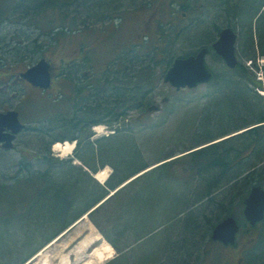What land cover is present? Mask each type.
I'll return each mask as SVG.
<instances>
[{
    "label": "rangeland",
    "instance_id": "rangeland-1",
    "mask_svg": "<svg viewBox=\"0 0 264 264\" xmlns=\"http://www.w3.org/2000/svg\"><path fill=\"white\" fill-rule=\"evenodd\" d=\"M148 1L150 2L149 7L144 5ZM175 1L179 2V0ZM186 1L189 4L187 10L181 9L177 4H173L177 9L172 8L168 0H121L115 3L117 6L110 9L108 14L94 20L89 15L81 16L83 12L81 10H73L69 18L76 17V24L73 27L76 29L74 35L50 39L47 34L43 33L41 36L39 35L37 41L35 39L37 33L39 34V29H34L33 26L28 27L29 19L27 17L20 18L19 11H15V16L10 14L8 18L0 22V62L13 63L12 71L18 72L25 69V64L30 62L32 64L40 57L45 56L57 68L62 59L66 63L75 57L78 54V46L82 45L84 46L83 52L88 53L85 56L94 61L90 60L92 65H81L82 70H86L90 66L97 67L95 62H101V66H103V63H107L110 58L115 57V52L140 42L144 32L140 34L139 32L144 31L149 20H154L155 16L158 20L168 22L164 26V30H175L177 33L170 46V56L175 57L186 52L196 51L202 44H211V41L216 38L218 31L215 30V26L217 24L223 27L229 25L230 20H227V13L217 6L216 1L215 3H208L207 0ZM109 12H113V15L110 16ZM183 12L185 15H182ZM236 22L237 24L231 22L230 25L238 34L236 41L238 60L246 66L249 76H253L256 81L261 78V81L264 82V54L261 52V50L264 51V39L262 35L258 38L257 27L253 26V41L257 44L254 51L253 41L245 27L247 20L239 18ZM252 24H256L254 19ZM151 27L153 28L150 32L154 33L157 29L156 24ZM205 27L209 28V35L197 39V32L203 31ZM53 33L63 35L57 28L53 29ZM14 36L16 38L19 36L20 42L17 47H15V40L12 39ZM40 43L41 45L38 47ZM251 54L255 57L253 63L250 59L253 58ZM206 61L215 73V79L210 84H201L195 88L176 89L163 81L165 70L161 72V70L155 69L157 77L147 101L150 106L159 107L158 111H146L147 105L141 113L137 110H130L128 116L119 119L117 123L122 128V133L119 135H111V129L102 123L90 128V142L108 134H110L109 137L116 135L110 138L113 141L111 145L115 149L113 150L115 154L111 152L106 154L103 160L104 163L109 164L98 162V171L108 167V174L113 171L112 176H114L116 171L135 168L139 163L140 165L137 167L139 170L157 161L159 163L149 170H145L123 187H121L122 184L119 185L118 187L121 188L111 198L100 206H97L100 202L92 206L91 208H97L92 213L90 211L87 216H81L75 220L43 245L24 264H171L169 261L173 257L185 260L184 264H236V260L237 264L247 263L248 245L262 228L259 224L250 232L246 231L247 222L243 217L242 209L243 199L248 192V184L242 189L226 186L227 191L221 189L218 194L214 195V201L217 199L229 204L228 201L232 200L231 205L228 206H231L233 215L241 225L236 245L223 246L218 242H212L210 238L214 224L220 219L218 220L216 216L212 222L214 224L211 223L208 226L204 222L203 216L198 215L197 211H193V206L195 208L203 206L204 201L201 203L200 201L206 199L207 194L203 192L202 187L206 177L201 174L202 171L199 169L193 173L191 167L192 161L196 160L199 161V165H202L206 158L208 162L214 159L221 160V157L215 156L210 149L214 143L218 144L241 137L246 133L244 130L252 125H258V123H254L255 119L247 121L237 128L229 129L227 132L208 133L207 135L212 136H205L204 133L212 130L215 120L219 119L218 104L223 96L217 93L214 86L216 78L228 73L234 80L240 81L242 86L249 88V91L245 90L246 96L258 114L264 112V94L260 93L264 87L253 88L251 82L248 83L246 78H242L239 73L227 68L222 59L213 52L207 55ZM254 62L256 66H253ZM99 70H102V67ZM57 73L58 71L55 70V78ZM58 80H54V82L61 86V80ZM10 84H12L10 81L0 82V111L17 106L21 111V121L29 125V128L18 135L14 149L3 150L0 148V162L5 159L13 164L23 159V155L45 153L48 149L51 157L67 159L73 156V149L77 145L74 143L75 140H73L75 145L73 144L70 150L58 151L53 147L55 142L72 141L69 138L72 134L63 138L52 137V134L65 133L67 128L65 130L64 128L59 129L58 126L53 129L46 127L47 123L43 118L49 108V100H41L38 95L32 92H27L28 95L23 98L24 91L21 87H11ZM60 90L62 91L59 89V85L58 87L55 85L51 89L52 99L61 93ZM65 91L63 88V96ZM124 127L127 130H124ZM250 139L239 145L241 150L237 153L236 160L242 156V161H248L247 157L256 147L254 154L250 155L249 164L244 168H251L258 162L255 171L249 170L253 172L252 177L255 176V179L264 187V149H259L260 142L254 144ZM47 144L50 146L49 148H46ZM133 147L136 151L134 156L129 157V150H135ZM116 150H119L120 155ZM125 154L128 157H123ZM178 157L181 159H177L176 163L159 166ZM32 161L37 167L36 160ZM112 162L116 163L118 168L112 165ZM72 163L81 164V161L72 157ZM15 168L13 166L10 169L12 171ZM93 175L99 183L105 182L97 178L95 173ZM119 176L117 177L119 178ZM157 177L158 180L162 178L160 183L156 180ZM252 182L253 180H251ZM210 191L216 193L217 189ZM108 193H110V189ZM216 209H220V206L218 208L216 206ZM188 214H192V217L190 216L192 220L195 215L198 222L196 230L193 231V234L191 233V241L185 232L188 227L186 225ZM180 242H184L182 248L189 250L188 252L183 253L182 248H177ZM107 244L112 247V257L104 261L89 262L94 258V249ZM263 246L264 230L250 251L247 264H251L252 255ZM239 256L243 257V260H240Z\"/></svg>",
    "mask_w": 264,
    "mask_h": 264
},
{
    "label": "trees",
    "instance_id": "trees-1",
    "mask_svg": "<svg viewBox=\"0 0 264 264\" xmlns=\"http://www.w3.org/2000/svg\"><path fill=\"white\" fill-rule=\"evenodd\" d=\"M117 1L121 0H0V22L8 18L10 14L15 16V11H19L21 14L20 18L27 17L29 19L28 27L33 26L32 28L39 29V34L37 33L35 41L43 33L45 35L47 34L50 39L59 36H72L76 31L73 28L76 24V17L69 18L71 11L81 10L83 11L81 16L89 15L93 20L99 19L108 14L110 9L115 8ZM174 1L168 0L172 8L176 7L173 5ZM207 1L208 3H215L216 1L217 6L221 7L227 13L226 18L228 21L230 20V24L231 22L237 24L236 21L239 18L246 19V31L252 41L254 39L252 29L255 25L257 27L258 38L262 35L264 39V0ZM203 4L205 6V1ZM144 5L149 7L150 2H145ZM178 5L183 10H187L189 7L188 2H183V0H179ZM109 15H113V12H109ZM253 19L256 21V24H252ZM151 22L152 20H149L146 27H143L144 31L139 32V34L144 32L143 39L127 49L124 48L115 52V57L109 59L104 71L98 70V72L95 70V72L93 66H90L86 68V74L81 71L78 82L74 75H72V68L70 66L68 72L61 79V86L59 84V89H62V91L60 90L61 93L58 94L60 95L58 101L55 98L52 99L51 96L48 97L49 108L46 110L47 112L43 118L47 123L46 127L53 129L58 126L60 127L59 129L64 128L65 130L67 128L65 133H61L60 135L52 134V137L57 136L56 138H63L72 134L69 138L75 139L77 142L73 155L81 161V164H73L71 158L59 159L51 157L49 155V149L45 153H30L29 156L31 157L23 155V159L13 164L9 160H1L0 264L25 263L43 245L81 217L92 206L103 200L107 196L109 189H114L139 171L137 167L140 163L135 168L116 171L114 176H112V171L105 184H100L89 174L88 170L96 172L98 170V162L109 164L107 162L104 163L103 159H105V155L109 152L115 154V152L113 153L115 149L111 145L113 141L110 138L122 133V128L120 125H117L119 119L126 118L130 110H137L141 113L146 105L145 110H148L150 107L147 101L149 99L148 96L157 77L154 70L159 69V71L161 70L163 72L172 62L174 56L169 55L170 46L177 33L175 30H164V26L168 22L166 23L161 20H158L156 23V31L154 33L150 32L153 28L151 27ZM220 27L217 24L215 30H219ZM56 28L63 35L53 33V29ZM209 31V28L205 27L203 31L197 32L196 38H205L209 35ZM15 38L16 36L12 39L13 41L15 40V47H17L18 42H20L18 40L19 36ZM40 45L41 43L38 44V47ZM256 45L253 41L254 51ZM202 46H210V44H202ZM83 48L84 46L82 45L78 46V54L72 58H82L81 63H84V66L85 64L87 66L89 64L92 65L90 60L92 62L94 61L92 58L85 56L88 53L85 54ZM193 52L195 51L186 52L179 56ZM261 52L264 54L263 50ZM251 56L255 58L253 54ZM30 63L24 66L26 67ZM95 63L97 67L102 65L101 62ZM13 65L9 61L0 62V82L8 81L10 78L14 79L16 73L18 74L17 71H12ZM232 70L239 73L242 78H246L248 83L251 82L253 88L262 87L260 81H256L253 76H249V71L243 63L238 62ZM76 84L78 85V89L75 88ZM214 86L218 91L217 93L222 94L223 97L218 104L219 119L217 118L215 120V125L212 127V130L204 133L206 137L212 136L210 134L207 135L208 133L219 134L225 131L227 132L229 129L237 128L247 123V121L256 119L254 123L264 122V112L256 113L253 104H251L246 96V91H249V88L244 85L242 86L240 81L234 80L227 73L218 76L214 81ZM63 88L66 90L63 93L64 96L62 95ZM255 94L259 96L256 92ZM148 111L152 112L151 110ZM99 123H105L111 128L114 127V134L116 135L112 137L104 136L103 138H98L90 142L89 130L92 125ZM253 128H251L252 130H247L249 132L245 131L246 133L243 136L236 137V139L233 138L225 142H219L218 144L214 143L210 149L215 156H220L221 160L214 159L208 162L206 158L202 165H199L198 160L192 161L193 165L191 168L193 173L196 169H199V171H202L201 174L206 177V181L203 182L202 187L203 192L207 194L206 199L200 201V203L204 201L203 206H199L200 208L193 206V211H197L196 213L198 215L201 214L204 222L208 226L216 216L219 220L229 214L233 215L231 206H228L231 205L232 200L228 201L229 204L222 200L216 199L214 201V195L218 194L221 189L227 191L226 186L233 188L240 187L242 189L247 184V188L249 189V184L253 182L260 184L255 179V176L252 177L253 172H251L252 170L255 171V166L258 162L251 166V168H244L245 165L249 164L251 159L250 155L254 154L256 147L255 149L253 148V151L247 157L249 158L248 161H242V156L239 160H236L237 153L241 150L239 145L246 141L248 142L250 137H253L250 140L254 144L260 142L259 149H264V123ZM261 128L263 130H260ZM123 129L127 130L126 127ZM48 144L46 148L50 147ZM133 148L135 149V147ZM135 151L136 149H130L129 157L131 155L134 156ZM116 152L119 154V150H116ZM123 157L128 156L125 154ZM179 158L160 166H169L172 163H176ZM32 160H36L37 167ZM112 165L118 168L116 163L112 162ZM13 166L16 168L11 171L10 168ZM84 167L88 170L84 169ZM114 177L116 178L114 179ZM156 180L160 183L162 178L158 180L157 177ZM251 180H253L252 183ZM213 189H217V192L210 191ZM216 206L217 208L220 206V209H216ZM206 212H210L211 214ZM190 216L192 217V214H188L187 216L186 225L188 227L185 229V232L191 241V233L193 234V231L196 230L195 228L198 222L195 215L193 220ZM188 218L190 220L189 222ZM259 224L263 232L264 220ZM251 229L253 228H250L246 224V231L250 232ZM261 230L248 245L249 253L260 238L262 234ZM183 243L180 242L177 248L179 247L181 249ZM182 249L184 251L183 253L189 251L185 248ZM249 253L246 258L247 263ZM238 258L243 260L241 256ZM184 262L185 260L178 259V257H173L169 261L171 264H184ZM251 264H264V246L252 255Z\"/></svg>",
    "mask_w": 264,
    "mask_h": 264
},
{
    "label": "water",
    "instance_id": "water-1",
    "mask_svg": "<svg viewBox=\"0 0 264 264\" xmlns=\"http://www.w3.org/2000/svg\"><path fill=\"white\" fill-rule=\"evenodd\" d=\"M236 37V33L230 27H224L212 44V49L222 57L229 67H234L237 62L235 57ZM207 53L208 48L203 47L196 54L174 58L163 74L164 82H168L176 89L193 88L209 82L213 73L206 64L205 56ZM21 76L33 85L45 89L51 83L50 63L45 57H42L28 67L25 72H22ZM150 109H157V106H150ZM24 127L25 125L18 119L17 111L11 109L0 112V142H2V146L11 148L16 134ZM243 213L246 220L252 225L264 218V189L261 186L254 185L250 189L244 199ZM238 229L239 224L236 219L229 215L215 224L211 237L225 244H234Z\"/></svg>",
    "mask_w": 264,
    "mask_h": 264
},
{
    "label": "flooded vegetation",
    "instance_id": "flooded-vegetation-1",
    "mask_svg": "<svg viewBox=\"0 0 264 264\" xmlns=\"http://www.w3.org/2000/svg\"><path fill=\"white\" fill-rule=\"evenodd\" d=\"M184 1H186V0H183V2ZM176 4L178 6V2ZM182 15H185V12H183ZM218 33H217V35H218ZM212 42H211V44H212ZM61 62H63V61H61ZM71 63H72V66H71V68H72V74L74 75V77L78 81L79 80V75H80V67H79L80 62H79V59L72 58L71 61L67 64V66L69 64H71ZM67 66L60 65V63H59L58 71L59 72L61 71V76L64 75V74H62V70L65 69ZM95 68H96V70H99V69H101V66L100 67H95ZM95 68H93L94 71H95ZM104 69H106V63H104V65L102 66V70L103 71H104ZM50 70H51L52 75L54 76V72L56 70V67L52 64V62H50ZM23 71H25V69L24 70H21V71H18V74H16L15 77H14V79L12 80L13 81L12 82V85H14V86H20L21 89L25 92V96L28 95L27 92H29V93H31V92L32 93H37L39 91L38 87L32 86L26 79H24L23 77H21L20 73L23 72ZM82 73L86 74L87 73V70H82ZM26 87H28V89H26ZM75 88L78 89V85L77 84H76ZM45 92L46 91H44L43 93H45ZM78 96H79V94H78ZM10 108L16 109L19 114L21 113L20 109H18L17 106L10 107ZM0 148H1V146H0Z\"/></svg>",
    "mask_w": 264,
    "mask_h": 264
},
{
    "label": "bare ground",
    "instance_id": "bare-ground-1",
    "mask_svg": "<svg viewBox=\"0 0 264 264\" xmlns=\"http://www.w3.org/2000/svg\"><path fill=\"white\" fill-rule=\"evenodd\" d=\"M262 94H264V91H262ZM53 147H54V149H56L58 151L70 150L73 147V143H71L69 141H66L65 143L57 142ZM152 166H154V165H152ZM152 166L147 167L143 171L148 170L149 168H152ZM143 171H141V172H143ZM141 172H138L137 174H135V176H137ZM107 175H108V167H105L104 169H101L100 171H98L96 173V177L99 178L100 180H104L107 177ZM133 177H131V178H133ZM112 252H113L112 247L109 244L103 245L102 247L95 248L93 251L94 258L91 259L89 262H91L93 260H96V261L107 260L108 258L112 257Z\"/></svg>",
    "mask_w": 264,
    "mask_h": 264
}]
</instances>
